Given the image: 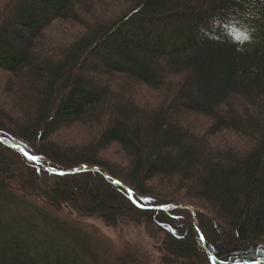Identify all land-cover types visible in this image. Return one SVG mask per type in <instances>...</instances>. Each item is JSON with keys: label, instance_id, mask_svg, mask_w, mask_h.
Masks as SVG:
<instances>
[{"label": "trees", "instance_id": "1", "mask_svg": "<svg viewBox=\"0 0 264 264\" xmlns=\"http://www.w3.org/2000/svg\"><path fill=\"white\" fill-rule=\"evenodd\" d=\"M79 1L10 0L0 15V69L21 74L23 104L34 103L21 122L0 105V140L38 157L0 141V264H99L89 238L46 208L112 227L144 224L162 236L160 264H264V0H128L59 60L37 55L35 40L54 20L77 19ZM109 74L153 89L166 75L181 78L167 103L143 111L97 86L96 75ZM234 101L249 109L237 112ZM104 108L106 125L88 144L48 139ZM186 112L210 121L202 136L178 123ZM222 131L254 145L241 155L214 148L208 138ZM112 143L130 159L121 170L99 157ZM46 166L83 168L59 175ZM157 177L172 180L174 199L155 190ZM169 204L177 207L155 208ZM180 205L211 217L197 209L195 227ZM137 259L125 253L115 264Z\"/></svg>", "mask_w": 264, "mask_h": 264}, {"label": "rangeland", "instance_id": "2", "mask_svg": "<svg viewBox=\"0 0 264 264\" xmlns=\"http://www.w3.org/2000/svg\"><path fill=\"white\" fill-rule=\"evenodd\" d=\"M9 2L10 0H0V15ZM128 6V0H80L73 6L72 11L78 18L69 17L54 20L35 40L34 52L37 55L57 61L68 48L80 41L93 25L120 16ZM21 76V74H16L15 78L9 72L0 69V105L3 107L2 110L10 113L18 122L24 121L25 119L23 116H29L34 106L33 100L28 104H23V98H26V96L24 95L22 98V94L20 93L19 86L22 82ZM180 76L181 75H166V80L163 85L156 89L149 88L126 76L117 74L96 75V84L98 87L105 88L106 92L109 91V98L111 94L113 96L117 94L122 95L136 106V108L143 111H153L169 101V98L172 96L181 78ZM178 77L180 78L178 79ZM26 93L28 96V92ZM109 98H105V104L108 103ZM234 102L231 104L237 112L247 111L249 109V106H247V103L244 101ZM105 109L106 108L101 110V115L98 118L94 116L91 120H83L87 119L83 118L82 121L63 126L53 132L48 139L57 143L58 146L64 147L88 144L97 136L101 127L106 125L107 113ZM176 120L184 129L191 131L192 134L198 137L205 133L210 122L207 117L191 112L178 115ZM208 141L214 148L235 151L239 155L250 151L254 145V140L227 131H222L208 138ZM99 157L105 164L118 170L123 169L130 162L129 157L116 143L109 145L101 152ZM81 168H83V166L75 169L78 170ZM57 170L60 171L61 169ZM48 171L51 174L55 173L50 169ZM102 174L104 176L105 173ZM151 183L156 191L164 193L167 197L166 200L172 198V189L167 185H170L172 180L157 177ZM118 186L122 185L120 184ZM124 190L127 195L131 193L127 188H124ZM181 193L182 192H180L179 195H182ZM174 198L175 197L172 199ZM183 202L192 203L188 199ZM180 206L181 209L189 211L193 218V222H195L194 225L196 224L197 209L201 214L211 217L209 211L201 205H198L197 209L194 208L195 205L193 207L189 205ZM41 207L45 209L43 206ZM162 207H165L164 211H168L175 206L169 204L162 205ZM61 212L62 213H55L48 208L44 210L46 215L52 214L54 217L60 218V220L63 221V226H66L67 229L71 227V229L74 228V234L80 236L81 234L78 233V231H80V233L87 236L90 246L97 252V255H99V264H115L116 258H119L120 255H125V253H129L130 256L133 255L135 258H138L137 264H160L162 252L160 251L159 242L162 236L158 234L157 231H152L145 227L144 224L134 225L129 223L112 227L105 225L98 218L75 216L74 213L66 209Z\"/></svg>", "mask_w": 264, "mask_h": 264}, {"label": "water", "instance_id": "3", "mask_svg": "<svg viewBox=\"0 0 264 264\" xmlns=\"http://www.w3.org/2000/svg\"><path fill=\"white\" fill-rule=\"evenodd\" d=\"M0 141H1L4 145L9 146L10 148H12L13 150H16V151H18V152L24 153V151H23L21 148H18V147H16V146L12 145V144L5 143L3 140H0ZM46 169H47V170L50 169V170H52L53 172H55L54 174H59V175H61V173L66 174V173H73V172L76 171L75 168H73V169H69V170L61 169V170L59 171V170H57L58 168H52V167H49V168H48V166H46ZM92 170H97V171H98L97 168H92ZM53 172H52V173H53ZM104 176H105L106 178H108L107 175L104 174ZM112 182H113L114 184H116V185H120V184H117L115 180L112 181ZM128 197L130 198L131 201H134V199H133L131 193H128ZM135 204H136V202H135ZM176 207H177V206L172 207V208H176ZM180 207H182V206H180ZM155 208H156V209H162V210H164L165 207H159V206H158V207H155ZM168 209H169V208H168ZM192 215H193V213H192ZM195 227H197L196 224H195Z\"/></svg>", "mask_w": 264, "mask_h": 264}, {"label": "snow or ice", "instance_id": "4", "mask_svg": "<svg viewBox=\"0 0 264 264\" xmlns=\"http://www.w3.org/2000/svg\"><path fill=\"white\" fill-rule=\"evenodd\" d=\"M24 155L27 156V158H28L29 160H32V161H35V160L38 159L37 156H35V155H28L27 152H25ZM61 174H63V173H61ZM116 183L119 184L120 181H116ZM129 191L131 192V190H129ZM133 202L135 203V200H134ZM202 239H203V237H202Z\"/></svg>", "mask_w": 264, "mask_h": 264}]
</instances>
